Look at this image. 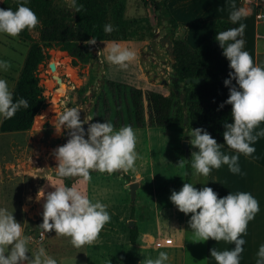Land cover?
<instances>
[{
  "label": "rangeland",
  "instance_id": "1",
  "mask_svg": "<svg viewBox=\"0 0 264 264\" xmlns=\"http://www.w3.org/2000/svg\"><path fill=\"white\" fill-rule=\"evenodd\" d=\"M54 1L61 6L69 3V0ZM153 1L160 3L158 11L153 9L150 0H103L107 25L113 27V31L107 33V40L95 45L85 44L91 57L87 63L76 67L71 65L67 53L57 49L47 50V59L37 68L46 104L42 119H36L35 122L34 118L32 127L26 132L0 133V208H6L13 214L14 219L22 225L24 236L32 237L28 243L29 256L43 247L57 264H142L143 251L126 249L123 233H129L130 220L135 221V230L138 232L141 220L143 226L144 212L147 219L145 227L150 228L153 191L164 182H177L180 186L184 181L190 153L183 149L184 141L180 140L191 139L193 127L187 123L172 125L179 115L177 108H174L171 123L166 127L133 128L137 153L134 168L119 174L92 170L91 179L84 182L83 178H61L56 174L58 165L53 152L66 144L70 137L67 129H64L63 135H58L54 122L66 109L78 108L81 110V121L104 123L107 120L114 126L119 109L122 121L114 129L126 126L130 107L128 94L122 90L111 93L105 86L106 81L166 97L172 95L179 106L185 88H190V85L180 83L179 88H173V60L158 39L168 37L173 43L185 36L189 42L203 41L209 19L215 15L218 6L225 3H237L239 7L250 9L249 15L236 23L246 25L244 31L248 39L252 38V26L256 21V34L264 36V0ZM4 2L0 0V6ZM165 3L170 15L181 22L179 29L178 26L172 29L168 23L162 9ZM29 33L30 41L0 33V61L11 64L7 71L0 69V79L7 81L10 91L13 90L29 47L38 42L37 31L34 29ZM113 41L135 52V60L126 69H121L107 59ZM84 125L88 127V124ZM260 141L264 146V135H261ZM181 159L186 160L183 168L178 167ZM201 177L194 175L193 185L196 186ZM130 181L141 182V186L136 189L135 199L131 198L129 185L126 184ZM59 186H75L92 203L107 205L106 211L111 219L93 244L75 248L70 237L58 236L54 230L44 233L40 228L45 199H37L38 193L43 189L46 196ZM131 211L133 213L129 215ZM187 231H192L189 224ZM38 233H43L42 242L35 239Z\"/></svg>",
  "mask_w": 264,
  "mask_h": 264
},
{
  "label": "clouds",
  "instance_id": "2",
  "mask_svg": "<svg viewBox=\"0 0 264 264\" xmlns=\"http://www.w3.org/2000/svg\"><path fill=\"white\" fill-rule=\"evenodd\" d=\"M69 2L77 13L84 10L83 5H77L76 0ZM232 9L229 20L233 24L250 13V9L237 8L234 3ZM39 23L37 15L22 3L16 11L11 8L0 9V33L10 37L17 38L25 29L32 31ZM245 28L246 25L241 23L239 27L218 32L216 36L233 70L229 73V79L224 81L225 87L229 88V98L225 103L232 106L233 123L224 124L223 139L226 146L235 150L237 155L223 154L220 151L223 146L218 145L205 129H191L190 144L198 149L191 155L193 175L207 177L212 169H219L222 165H227L231 173L239 174V155L252 156L255 148L251 145L258 136L264 135V132L253 135V130L264 122V67L255 66L249 52L243 50L245 41L238 37L243 36ZM104 31L111 33L112 25H105ZM85 43L95 45L96 38ZM108 52V61L121 69H126L135 60L134 51L122 48L114 41ZM10 68L8 61H0V69L7 71ZM232 81H235V86ZM21 108H29L28 101L20 98L14 102L7 81L0 79V116L10 119ZM80 112L78 108L66 109L53 124L58 135H63L64 129H67L70 137L66 144L53 152L58 165L56 174L61 178H83L87 182L91 179L92 170L113 174L133 169L137 159L133 128L123 126L116 130L110 122L81 121ZM84 124H88L87 132ZM185 161L181 159L178 167L183 168ZM54 188L55 191L46 196L43 189L38 193L37 199H45L40 228L44 233L54 230L58 236L70 237L75 248L93 244L111 219L106 211L107 205L92 203L75 186ZM170 200L181 213L192 214L189 226L193 243L210 239L217 243H233L235 247L232 250L210 249V256L216 264H240L245 244V240L240 237L246 234L248 223L260 210L259 202L250 193H230L218 198V194L210 187L197 190L193 184L184 183L179 192L172 191ZM31 239L23 235L22 225L14 219L13 214L6 208H0V264H57L43 247L29 256L28 243ZM168 259L166 252H160L156 259L146 258L142 264H165ZM256 264H264V244L259 247Z\"/></svg>",
  "mask_w": 264,
  "mask_h": 264
},
{
  "label": "trees",
  "instance_id": "3",
  "mask_svg": "<svg viewBox=\"0 0 264 264\" xmlns=\"http://www.w3.org/2000/svg\"><path fill=\"white\" fill-rule=\"evenodd\" d=\"M154 10L160 9V3L150 0ZM29 7L38 17L40 23L35 28L38 33V42L31 45L27 51L22 69L11 91L14 102L20 98L28 101L29 108L19 109L10 118L2 117L0 133H17L30 130L34 118L46 107L44 104V89L39 84L37 68L47 59V50L57 49L65 52L71 58V65L85 64L89 61L91 53L85 42L96 38V43L107 40L104 26L107 25L106 9L103 0H76L77 5H83V11L77 13L69 3L57 5L54 0H5L0 9L11 8L16 11L19 4ZM162 9L172 29L177 28L175 20L171 17L166 3ZM72 25V26H70ZM225 19L215 21L211 36L194 49L183 40L172 43L173 88H179L180 83L185 84L189 78H202L200 84H189L185 88L183 100L180 105L175 104L173 96H163L152 91H141L110 81L105 82L107 90L111 93L124 91L128 94L130 107L127 110V124L132 128L166 127L170 125L172 111L177 108V115L173 120L174 126L183 123L187 118V125L193 129H205L218 144L230 150L223 139L225 123H233L232 106L225 103L229 98V88L224 81L229 79L233 71L229 61L223 55V49L216 40L218 32L236 28ZM30 31L25 29L18 38L30 41ZM242 38V37H238ZM235 86V81H232ZM224 105L222 108L221 105ZM122 121L119 109L116 111L114 126L117 128ZM107 122V120H106ZM235 151V150H231ZM186 178L190 176V163L186 167ZM68 187V186H65ZM137 231H130V242H135Z\"/></svg>",
  "mask_w": 264,
  "mask_h": 264
},
{
  "label": "crops",
  "instance_id": "4",
  "mask_svg": "<svg viewBox=\"0 0 264 264\" xmlns=\"http://www.w3.org/2000/svg\"><path fill=\"white\" fill-rule=\"evenodd\" d=\"M236 7L239 8L237 3ZM232 11V4L230 2L229 4L225 3L221 7L218 6L215 15L209 19V27L207 26L203 41L199 40L194 42L193 40L189 42L187 40L189 38L185 36H182L181 40L186 42L190 48L194 49L209 39L217 19L230 21L229 15ZM173 19L179 29L181 27V22H179L178 19ZM257 22L258 21L252 26V38L248 39L244 31L243 40L245 41V45L243 50L249 52L255 66L264 67V41H261L262 39L264 40V36H262V38L256 34ZM247 23L249 24V22ZM263 124L264 122L253 130V135L262 132L264 128L262 126ZM260 139L261 136H258L256 142L252 144V147L255 148V152L252 156L245 157L242 154L239 155L238 164L241 169L239 174L231 173L227 165H222L219 169H212L207 177L202 176L201 181H199L196 186L194 185L197 190L204 187L212 188L213 191L218 194V198L226 197L230 193L235 195L239 192H248L259 202L260 210L258 214L248 223L246 234L240 237L245 240V244L243 245L244 251L240 256V264H256L257 252L259 247L264 244V146ZM180 141L187 142V153H190V159L186 164L190 163L191 165V155L193 152H198V149L191 146L189 138H182ZM220 151L229 156L237 155L235 151L225 149L224 147H222ZM193 172L194 170L191 168L188 179L185 174L184 183L193 184ZM149 176H152V174ZM183 182L180 186L177 185V182H164L153 191L154 199L152 203L153 217L151 227H145V221L147 219L144 212L143 226H141V220L139 233L137 232L135 242L133 244L130 242V231L133 229L129 228L130 231L128 234L123 233L124 236L122 240L124 245H126V249L128 250L134 249L138 250V252L143 251V260L149 257L151 259H156L160 252H166L169 259L165 264H216L214 258L210 256V249L215 248L217 251L232 250L235 245L225 241L217 243L211 239L206 242H192V231L190 233L187 231V225L189 224L192 214L185 215L181 213L170 200L172 191L175 190L179 192L183 187ZM126 184H131V181ZM140 186L141 182L138 184V187ZM132 213V211L129 212V215ZM130 221L133 222L135 229V221ZM161 237L170 238L172 240V245H157Z\"/></svg>",
  "mask_w": 264,
  "mask_h": 264
},
{
  "label": "water",
  "instance_id": "5",
  "mask_svg": "<svg viewBox=\"0 0 264 264\" xmlns=\"http://www.w3.org/2000/svg\"><path fill=\"white\" fill-rule=\"evenodd\" d=\"M72 26V25H70ZM158 42L160 43L161 46H165L167 51H168V54L171 58V60H173V54H172V42L170 41V39L168 37H160L158 39ZM203 81L202 78H189V79H186L184 82L185 84L189 85V84H200L201 82ZM187 123V118L186 116L184 117V121H183V124ZM84 129L85 131L87 130V127L86 125H84ZM182 147L185 151L188 150V147H187V142H182ZM121 171L119 172H116V173H120ZM138 188V183L136 182H133L131 184H129V189H130V194H131V198L132 199H135V192H136V189ZM128 226L130 229H134V224L132 221H129L128 222Z\"/></svg>",
  "mask_w": 264,
  "mask_h": 264
},
{
  "label": "built area",
  "instance_id": "6",
  "mask_svg": "<svg viewBox=\"0 0 264 264\" xmlns=\"http://www.w3.org/2000/svg\"><path fill=\"white\" fill-rule=\"evenodd\" d=\"M43 235H42V233H38L37 235H36V241L37 242H42L43 241ZM159 244H163V245H172V240L170 239V238H165V237H161V238H159V242H158V244L157 245H159Z\"/></svg>",
  "mask_w": 264,
  "mask_h": 264
},
{
  "label": "bare ground",
  "instance_id": "7",
  "mask_svg": "<svg viewBox=\"0 0 264 264\" xmlns=\"http://www.w3.org/2000/svg\"><path fill=\"white\" fill-rule=\"evenodd\" d=\"M61 88V87H60ZM60 92V91H59ZM45 111H42L40 114L37 115V117L35 118V122H36V119H42V115ZM39 121V120H38Z\"/></svg>",
  "mask_w": 264,
  "mask_h": 264
}]
</instances>
